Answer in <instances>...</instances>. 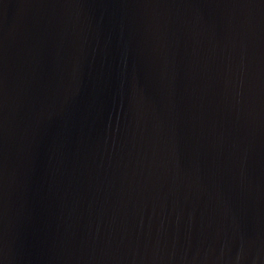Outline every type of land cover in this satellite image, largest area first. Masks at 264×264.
Segmentation results:
<instances>
[{
	"label": "water",
	"instance_id": "obj_1",
	"mask_svg": "<svg viewBox=\"0 0 264 264\" xmlns=\"http://www.w3.org/2000/svg\"><path fill=\"white\" fill-rule=\"evenodd\" d=\"M0 264H264V0H0Z\"/></svg>",
	"mask_w": 264,
	"mask_h": 264
}]
</instances>
